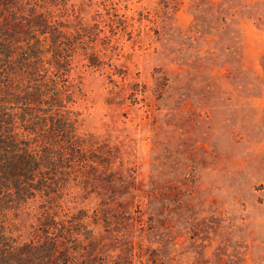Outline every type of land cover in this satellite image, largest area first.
I'll return each mask as SVG.
<instances>
[{"label": "rangeland", "instance_id": "rangeland-1", "mask_svg": "<svg viewBox=\"0 0 264 264\" xmlns=\"http://www.w3.org/2000/svg\"><path fill=\"white\" fill-rule=\"evenodd\" d=\"M57 11L101 29L71 56V108L94 160L45 169L44 191L0 209V254L264 264V0H61ZM91 52L100 65H85Z\"/></svg>", "mask_w": 264, "mask_h": 264}, {"label": "trees", "instance_id": "trees-1", "mask_svg": "<svg viewBox=\"0 0 264 264\" xmlns=\"http://www.w3.org/2000/svg\"><path fill=\"white\" fill-rule=\"evenodd\" d=\"M60 1L0 0V209H18L44 191L45 169L68 170L94 160L71 108L80 91L71 56L85 39H98L101 29L81 16L62 20ZM108 26L104 37L114 33ZM85 58L86 66L101 64L95 52ZM0 255V264L30 261L21 253Z\"/></svg>", "mask_w": 264, "mask_h": 264}]
</instances>
